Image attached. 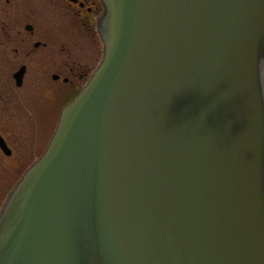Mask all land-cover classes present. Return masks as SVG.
I'll return each instance as SVG.
<instances>
[{
    "label": "water",
    "instance_id": "1",
    "mask_svg": "<svg viewBox=\"0 0 264 264\" xmlns=\"http://www.w3.org/2000/svg\"><path fill=\"white\" fill-rule=\"evenodd\" d=\"M100 2L101 59L0 206V264H264V0Z\"/></svg>",
    "mask_w": 264,
    "mask_h": 264
},
{
    "label": "flooded vegetation",
    "instance_id": "2",
    "mask_svg": "<svg viewBox=\"0 0 264 264\" xmlns=\"http://www.w3.org/2000/svg\"><path fill=\"white\" fill-rule=\"evenodd\" d=\"M101 9L99 0H0L3 144L10 143L4 130L26 126L19 118H29L28 126L35 127L30 144H48L61 109L82 89L101 58L96 28ZM40 111L46 117L43 129L38 126ZM52 124V132L41 141L40 132ZM27 166L19 168L16 180Z\"/></svg>",
    "mask_w": 264,
    "mask_h": 264
},
{
    "label": "rangeland",
    "instance_id": "3",
    "mask_svg": "<svg viewBox=\"0 0 264 264\" xmlns=\"http://www.w3.org/2000/svg\"><path fill=\"white\" fill-rule=\"evenodd\" d=\"M92 69V68H89ZM34 68L30 70L32 74ZM42 104V102H40ZM37 120H39L40 129L46 126V117L44 119L43 113H38ZM19 124H25L26 126L17 127L13 130H4V135L11 143L7 144L11 150V155L6 156L0 151V205L4 201L6 192L10 189L13 182L16 180L19 174L20 167H26L30 162L34 161L39 153L45 148L46 144H30V140L34 137V129L31 125L28 126L27 122L30 119L19 118L17 120ZM53 123V122H52ZM53 129V124L47 126L44 133L40 132L42 140H45L50 135ZM36 135V134H35ZM29 140V144L25 142Z\"/></svg>",
    "mask_w": 264,
    "mask_h": 264
}]
</instances>
